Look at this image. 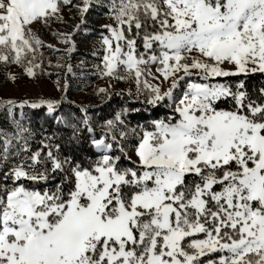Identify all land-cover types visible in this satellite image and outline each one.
Listing matches in <instances>:
<instances>
[{
    "label": "snow or ice",
    "instance_id": "snow-or-ice-1",
    "mask_svg": "<svg viewBox=\"0 0 264 264\" xmlns=\"http://www.w3.org/2000/svg\"><path fill=\"white\" fill-rule=\"evenodd\" d=\"M72 2L0 0V63L34 76L35 25ZM114 13L104 74L172 114L131 130L136 160L117 115L87 165L61 159L51 137L33 150L19 122L0 130V264H264V88L254 99L225 79L264 74V0H120ZM44 104L55 111L29 106Z\"/></svg>",
    "mask_w": 264,
    "mask_h": 264
},
{
    "label": "rangeland",
    "instance_id": "rangeland-1",
    "mask_svg": "<svg viewBox=\"0 0 264 264\" xmlns=\"http://www.w3.org/2000/svg\"><path fill=\"white\" fill-rule=\"evenodd\" d=\"M81 4L82 0H73L71 5L63 6L59 13L60 19L53 18L47 25L41 23L35 25L34 33L42 44L37 48V59L33 61L32 65L34 76L27 75L25 69L19 65L0 63V105H6L8 100H13L17 104L28 102L23 108L13 107L11 114L8 113L7 106H0V130L10 134L15 133L16 123L12 122V119L15 118L19 121L24 117L25 107L42 101L55 103L54 112H50L46 104L42 106L46 107V115L50 119L56 118L61 106L73 103L83 110L85 124L89 125V110H104L113 95H123L124 92L125 96H129L134 103L146 106L137 108L139 111H136L137 109L133 111L130 109L121 110L112 115L113 119L107 118L104 122L101 120L97 129L88 127L93 129L90 132L92 138L93 136L100 138L109 131L107 122L115 121L117 115L124 114L122 118L125 119L126 130L129 134L122 143L132 160H136L133 143L137 141V137L131 130L139 131L138 125L142 127L150 125L151 120L155 119L156 112L151 113V108L154 107L144 103L147 92L138 93L135 81L118 80L104 74L106 71L104 57L107 55V51L103 44V38L111 36L106 26H117L114 19V8L120 4V0H91L87 13H82L79 8L74 6ZM69 35L71 42L63 43L62 41ZM36 64H39L40 67H35ZM69 67L71 71H69ZM149 67L153 75H158L155 65H149ZM122 74L126 75V73ZM13 76L14 80L11 79ZM225 79L233 83V86L243 80L249 94L254 99L259 98L262 88H253V85L247 84L248 76ZM148 80L153 85L160 84L163 89H167L169 86L168 82L161 84L160 80H155L152 76H149ZM183 89L184 81H181V87L176 90L175 94L181 93ZM157 108L165 110L167 108V115L172 114L171 108L164 104ZM142 111L145 119L134 123L135 113H142ZM2 113L11 115L9 117L11 124L4 122L5 118L2 117ZM116 154L120 153L117 151ZM124 161L131 165V161Z\"/></svg>",
    "mask_w": 264,
    "mask_h": 264
},
{
    "label": "trees",
    "instance_id": "trees-1",
    "mask_svg": "<svg viewBox=\"0 0 264 264\" xmlns=\"http://www.w3.org/2000/svg\"><path fill=\"white\" fill-rule=\"evenodd\" d=\"M138 51L143 52L142 41L137 40ZM247 84L253 85V88H264V74L255 73L248 75ZM123 95H113L105 107L104 110L95 111L89 110V125L85 124V117L82 113L83 110L73 103H66L60 107V111L57 112V116L54 120L50 119L46 115V107L31 108L25 107L24 117L22 119L13 118L12 122H19L23 127L29 130L30 134V144L33 150H36L41 147V141L45 140L47 137H51L50 140H46L47 143L53 146V151L56 152V145H59L58 155L60 158L64 159L65 157L74 160L78 163H83L87 165L92 160L98 158V154L91 145L92 136L88 131L91 126L94 129L101 124V120L112 118L113 114L118 113L124 109H130L133 111L137 108L146 106L141 103L133 102L129 96ZM151 113L156 112L154 115L155 119L166 118L167 108H151ZM96 112V113H95ZM130 113V112H129ZM149 113V114H151ZM3 114V113H2ZM11 116V115H10ZM7 113H4L2 117L5 118L4 122L11 124L10 117ZM134 123L143 121L144 113H135ZM113 119V118H112ZM14 120V121H13ZM105 124V123H104ZM146 126H149L147 124ZM137 141L133 143L136 145ZM2 144V139L0 140ZM125 166H131L129 162L121 161ZM60 181V177L57 176L55 179L50 181V185H55Z\"/></svg>",
    "mask_w": 264,
    "mask_h": 264
}]
</instances>
